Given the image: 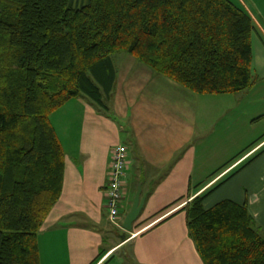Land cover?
I'll use <instances>...</instances> for the list:
<instances>
[{
	"label": "trees",
	"instance_id": "16d2710c",
	"mask_svg": "<svg viewBox=\"0 0 264 264\" xmlns=\"http://www.w3.org/2000/svg\"><path fill=\"white\" fill-rule=\"evenodd\" d=\"M72 1L0 0V264H40L38 235L61 198L65 174L51 115L87 97L113 118V56L131 55L197 95L238 94L254 85L256 26L230 0H88L71 7ZM262 143L264 135L208 181ZM263 152L187 204L189 235L204 264H264V228L248 203L204 207Z\"/></svg>",
	"mask_w": 264,
	"mask_h": 264
},
{
	"label": "crops",
	"instance_id": "0c3cea01",
	"mask_svg": "<svg viewBox=\"0 0 264 264\" xmlns=\"http://www.w3.org/2000/svg\"><path fill=\"white\" fill-rule=\"evenodd\" d=\"M250 16L262 44L255 49L257 55L253 48L254 60L259 58L263 64V22ZM115 56L117 79L108 103L114 119L100 113L92 102L82 104L77 147L72 153L63 147L61 198L38 235L40 264H204L189 235L185 208L240 166L239 161L217 179L208 181L213 172L264 135L258 137L256 127L264 121V109L256 107V99L251 98L239 99L233 108L230 104L224 108L225 103L244 92L197 95L153 72L131 55ZM243 117L245 124L256 127L250 137L247 132L246 143L240 131ZM209 132L210 138L216 137L213 147L207 145L210 138L196 142L197 134L205 136ZM118 145L127 147L130 161L123 218L131 209L140 184L143 194L148 193L127 240L124 231L111 229L106 208L108 174L113 150ZM262 186L264 162H259L208 197L204 207L208 210L221 201L232 200L248 203L254 218L264 216L258 207L264 194ZM260 219L256 222L263 225L264 220ZM115 249L118 250L112 255ZM102 251L107 253L97 262ZM110 254L112 258L107 260Z\"/></svg>",
	"mask_w": 264,
	"mask_h": 264
},
{
	"label": "rangeland",
	"instance_id": "374dc122",
	"mask_svg": "<svg viewBox=\"0 0 264 264\" xmlns=\"http://www.w3.org/2000/svg\"><path fill=\"white\" fill-rule=\"evenodd\" d=\"M230 1L233 2L235 5L241 6L245 8L246 10H248V12L252 14V16L255 18L256 21H259V22L261 21V23L263 22L262 25L264 27V0H230ZM86 3H88V0H75V2L72 1L71 7H80ZM259 45L262 46V44L260 43L258 34H254L252 38V46L254 48V51L255 49L258 50ZM256 51H255V54H256ZM114 58H116V56H113V60ZM258 59L256 58L255 60L253 59V65H252V69L254 67L252 71L253 78H254L253 87L246 90L244 93H241V95L240 94L237 95L235 97L236 99H233L234 101H231L230 103H225L224 108H227L229 104L233 108L234 102L238 103L240 100H242V98L244 99L251 98V99L257 100V101L255 100L256 102L255 104L257 105L256 107H258L259 109H264V61H263V64H260ZM244 99L242 101H244ZM86 101L91 102L90 99H88L87 97H79V98L71 99L62 108L58 109L51 115V122L56 129V134H57L58 139L60 140L62 146L71 153L75 149V147H77V142H78L77 137L79 138V131H78L79 117L81 116L82 108L84 106V105L82 106V104H84ZM222 107H223V104H221L220 108ZM200 116L202 118V114H200ZM244 119L245 117H243V123L240 127L243 140L245 139V142L243 141V143H246L248 141V138H246L247 132L250 137L251 133L253 132V129L256 127L258 129L257 130L258 137H260L264 133V121L260 123L259 125H256V127L254 126L252 127V126L245 124ZM197 135L199 137L197 138L196 142L202 141V140L207 141V139L210 138L211 136V132H209V134L207 133L205 136L204 135L201 136L199 134ZM215 141H216V137L215 138L211 137L207 141V145H210L213 147V145L216 143ZM201 154H204V153H201ZM259 162L260 163L264 162V152L260 156H258L257 159L251 165L258 164ZM249 176L251 175L249 174ZM217 192L219 191L217 190L216 192H213L212 195H214ZM212 195H210L209 197H211ZM213 198H216V196H214ZM209 200H211V198ZM258 207L259 209H261L260 212L262 213V211H264V194L260 196ZM262 215H256L255 220L260 219V218H261L260 219L261 221L264 220V216ZM262 224H263L262 227L264 228V223L262 222ZM111 229L115 232H118V228L112 225H111ZM118 254H120V252Z\"/></svg>",
	"mask_w": 264,
	"mask_h": 264
},
{
	"label": "built area",
	"instance_id": "2783aa9c",
	"mask_svg": "<svg viewBox=\"0 0 264 264\" xmlns=\"http://www.w3.org/2000/svg\"><path fill=\"white\" fill-rule=\"evenodd\" d=\"M129 170L128 149L123 145H118L113 150L106 186L108 219L118 228H121L122 224L121 207L126 198V180Z\"/></svg>",
	"mask_w": 264,
	"mask_h": 264
},
{
	"label": "water",
	"instance_id": "95a60500",
	"mask_svg": "<svg viewBox=\"0 0 264 264\" xmlns=\"http://www.w3.org/2000/svg\"><path fill=\"white\" fill-rule=\"evenodd\" d=\"M148 193L143 194V187L140 184L138 191L135 195L133 205L129 212L126 214L123 221V229L130 233L133 231L135 223L139 220L141 212L145 206Z\"/></svg>",
	"mask_w": 264,
	"mask_h": 264
}]
</instances>
